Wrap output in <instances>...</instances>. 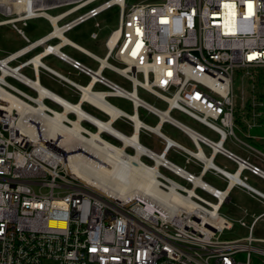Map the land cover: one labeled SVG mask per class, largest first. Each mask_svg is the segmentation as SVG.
I'll use <instances>...</instances> for the list:
<instances>
[{"label": "built area", "instance_id": "obj_1", "mask_svg": "<svg viewBox=\"0 0 264 264\" xmlns=\"http://www.w3.org/2000/svg\"><path fill=\"white\" fill-rule=\"evenodd\" d=\"M113 7L117 8L118 22L103 41V57L67 41L65 34L71 29ZM37 19L44 20L49 30L30 41L23 29ZM7 26L24 45L0 58L2 90L36 106L38 92L27 81L37 82L39 73L72 84L42 62L54 56L90 80L94 71H99L94 85L105 91L119 89L137 95L140 89L162 101L164 109L138 95L136 99L105 97L122 98L133 110H143L157 125L161 123L160 130L165 124L179 130L193 151L180 144L168 145L165 138L155 135L162 151L144 147L151 154L147 158L153 163L152 156L160 154L163 164L159 171L167 170L189 187L160 171L156 197L147 200L137 195L127 202L102 194L69 174L62 163L64 154L54 140L43 137L38 119H22L17 108L0 99V264H250L251 253L264 257V248L254 245L264 244V239L252 237L254 223L264 212L251 215L249 224L237 221L247 228L246 236L222 240L224 232L233 229L232 222L220 215V208H212L195 193L198 189L219 202L216 193L195 185L211 172L225 181L224 189H217V193L230 186L221 204L230 190L241 188L264 206V193L252 188L242 175L248 171L264 180V173L250 163L256 160L264 164V0H164L128 7L125 0H0V27ZM93 27L98 29L99 23ZM90 39L97 40L98 34L92 32ZM68 46L95 61L97 68L93 70L63 53ZM110 60L122 67L111 65ZM24 68L32 72L33 79L22 74ZM105 69L128 81L130 91L105 78ZM237 75L250 87L238 98L239 113L235 112L237 96L232 87ZM9 78L35 97L14 87ZM44 100L56 104L48 97L42 103ZM175 112L209 129L215 138L189 127L173 115ZM44 113L53 115L50 107ZM116 119L134 128L135 122L127 117ZM243 127L247 141L235 133ZM253 129L263 134L248 132ZM139 131L146 132L143 127ZM228 138L246 153L244 157L224 147ZM198 145L210 159L207 168L198 156ZM205 150H209L208 156ZM169 151L180 154L185 165H194L198 171H188L168 160ZM217 155L235 164V169L214 164ZM240 164L244 166L239 170ZM233 175L242 184L229 185ZM172 185L196 207L186 210L181 204L160 199ZM242 252L246 259L240 261L237 256Z\"/></svg>", "mask_w": 264, "mask_h": 264}, {"label": "bare ground", "instance_id": "obj_2", "mask_svg": "<svg viewBox=\"0 0 264 264\" xmlns=\"http://www.w3.org/2000/svg\"><path fill=\"white\" fill-rule=\"evenodd\" d=\"M36 66L39 64L37 59L33 60ZM99 71H94L91 75L92 80L85 87H78L81 91L79 102H68L57 94H53L43 87L38 82L27 81L29 85L35 88L38 92V97L34 98L36 106L22 101L17 96L10 92H6L0 88V99L5 102H10L11 106L17 108L24 118H37L41 124V131L46 140H54L57 143L56 147L64 154L62 163L67 168L68 173L74 175L81 182L85 183L92 189L105 194L107 196L119 197L127 202L135 200L137 195L143 196L147 200H152L156 197L160 186L158 178L161 177L159 167L162 166L160 154L158 157L152 156L153 163L145 164L142 162L143 157L151 155L144 149L140 143L139 128L150 132L160 138H165L168 145L177 144L175 141L161 133V123L156 126L144 124L137 115V109L131 115L125 113L117 106H112L106 96H125L131 99H136L138 96L135 92L127 95L124 91L115 89V91H93L92 85L98 78ZM48 97L51 101L59 104L61 111H54L52 116L44 113L45 109H49L42 99ZM87 102L91 106L103 111L108 115L109 119L99 120L94 118L86 110L80 107L81 103ZM136 106V105H135ZM72 114L73 118L68 117ZM166 114V113H165ZM119 116H125L129 121H134V128L130 135H124L117 129L113 128V120ZM64 121L68 122L65 124ZM89 122L95 128V131H90L83 126L84 122ZM106 133L118 140L120 145H113L108 142L101 133ZM192 137L195 136L188 132ZM179 144V143H178ZM177 144V145H178ZM129 148L133 151L129 154L125 149ZM200 149L198 156L205 161L206 168L211 164L209 157L203 155V150ZM240 164V168H243ZM239 172V171H238ZM264 175V174H262ZM229 185L237 183L242 184V181L237 178V175L229 176ZM195 185L203 186L208 192L216 193L219 196V202H209L212 208H220L223 198L225 197L230 186L225 188L224 193H217V189L205 182L197 179ZM174 185L169 186L167 194H164L160 199H165L171 204H181L186 210H192L196 207V203L187 197H183L174 191ZM192 194L191 190H188Z\"/></svg>", "mask_w": 264, "mask_h": 264}, {"label": "rangeland", "instance_id": "obj_3", "mask_svg": "<svg viewBox=\"0 0 264 264\" xmlns=\"http://www.w3.org/2000/svg\"><path fill=\"white\" fill-rule=\"evenodd\" d=\"M126 1V6L128 7L129 5H135V4H143V3H159L164 0H125ZM97 22L99 23L98 29L94 28L93 25L94 23ZM117 22H118V15H117V8L113 7L109 10L104 11L103 13L99 14L98 18L95 20L87 21L83 23L82 25L71 29L67 34H65V38L70 40L72 43H74L77 46H80L81 48H84L85 50L89 51L90 53L94 54L97 57H103V55L106 52L105 46L103 45V41L105 38L110 34L111 31H113L114 28L117 27ZM49 30V27L47 23L42 20V19H37L36 21H30L27 26L23 29V32H25L26 37L30 40L33 41L37 39L38 37L44 35L47 33ZM92 32H95L98 34V39L97 40H92L90 39V34ZM24 45V41L21 40L19 37L16 36V34L12 33L9 30V27H0V58L6 56L8 53L14 52L16 50H19L22 46ZM63 53L70 55L83 65L89 66L91 69L95 70L97 68V63L94 61L89 60L87 57L83 56L79 52L73 50L72 48L68 47L62 50ZM43 62L52 68L53 70L55 69L61 74H71L72 78L80 82L84 86L86 84L88 78L84 76L83 77H76L73 76V71L70 67L65 65L64 63H60L59 61H56L54 57H48L43 59ZM109 63L113 66H116L118 68H121L122 65L113 62L112 60L109 61ZM16 63L11 62L10 65H15ZM22 74L25 76L29 77L30 79H33L32 72L28 68H24L22 71ZM102 75H104L105 78L110 80L113 83L118 84L121 88L130 91V84L128 81H126L124 78H122L120 75H117L116 73L114 74L108 69L103 70ZM41 76V85H43L45 88H47L51 92L57 93L60 97L63 99L67 100L68 102L74 103L77 100L78 95L73 92L69 87H64L62 85H59L58 82L56 81V78L54 77H49L46 75L44 72L40 73ZM138 79L141 80L142 77L141 75H138ZM10 84H12L14 87L22 91L23 93H28L32 97H35V93H33L31 90H29L27 87H23L16 81L12 79H8ZM247 80L241 81L240 77L235 76L233 78V83L232 87L234 89V93L237 96V99L235 102V112L239 113L240 112V101H238L239 96L242 94H247L250 90L249 85L246 83ZM102 86H96L94 88L95 91H100L102 90ZM260 89V88H258ZM137 95L143 99L145 102H149L150 104H153L157 106L159 109H164L165 104L161 101H158L156 98H154L152 95H150L147 92H144L143 90L138 89ZM107 101L112 105V106H117L121 110H123L125 113L131 115L132 113V105H130L126 100L122 98H107ZM44 104L47 107H50L52 110L56 111H61V107H59L56 104H52L48 100H44ZM84 108V111L86 110L88 113H91L94 115V117H97L100 120H106L107 116L102 114L101 112L95 111L92 107H89L87 105L82 106ZM138 118L145 123L146 125L149 126H154L157 123V120H155L151 116H144V111L139 110L138 111ZM174 116H179L177 117L178 119H181L186 125H188L191 128H194L201 134H204L206 136H210L212 138H215V134H213L209 129H206L202 125L198 124L196 121L193 119H188L187 117L179 114L178 112L173 113ZM69 119L73 118V115L70 114L68 116ZM89 123V122H88ZM86 121L83 123L84 128L90 130V131H95L93 127H91ZM114 129H117L119 132H121L124 135H130L131 134V127L126 124V122L123 119H118L116 120V123L113 125ZM245 128L243 127V130H238L235 131L237 135L242 138L244 141H247L245 139L244 133ZM251 134H257V135H262L263 132L259 129H253L248 131ZM161 133H164L165 135L169 136L171 139H173L175 142L183 145L187 149H190L193 151V146L187 139V137L182 134L179 130H175L169 125L165 124L162 126ZM102 137H104L108 142H110L113 145H120L118 140L113 139L112 137L106 135L105 133L101 134ZM140 143L144 147H148L155 152L159 153L162 148V144L160 143L159 139L149 133V132H140ZM224 147L233 153H235L237 156L244 157L246 153L242 151L240 148H236L231 140L228 138L225 143ZM129 154H132L133 151L129 148L125 149ZM205 154L208 156L209 150H205ZM167 159L173 162L176 165H180L183 168L187 169L188 171L194 172V170L197 172L199 168H196L194 165H184V158L180 155L177 154L174 151H170ZM143 162H145L147 165L152 164L151 160L149 158L143 157L141 159ZM214 164H216L220 168H224V166L227 167L228 170L233 171L235 169V165L232 164L230 161H228L226 158H223L220 155H217L216 158L214 159ZM264 170V166L262 167ZM161 173H164L167 177L170 179L174 180L178 184L185 185L186 187H189L188 184H186L183 180H181L179 177L173 176L170 172H168L165 169L160 170ZM244 175L247 176V183L252 187L256 188L259 191L264 193V181L257 177L253 176L251 174H247L244 172ZM205 183L208 185H211L212 187L222 190L224 189L225 186V181H222L219 179L217 176L213 175L211 172L206 173V175L203 177ZM44 191H48V189H43ZM195 193L202 198H204L207 201L215 202V200L208 196L205 195L203 192L200 190H196ZM230 198L237 202L238 204H242L245 206H240V207H232V204H224L222 208H220L219 213L223 218L228 219L229 221L232 222L233 229L228 230L224 232V234L221 236L222 240L226 239H240L241 237H244L247 235V228L241 226L237 223V221L243 220L245 223L249 224L252 221L251 215H258L260 213L264 212V206L260 205L257 201H252L248 195L244 194V191L241 188H234L233 190L230 191ZM253 231H252V237L253 238H258V239H264V217L261 219H258L254 223ZM255 246H259L264 248L263 243H257L254 244ZM251 260L250 264H264V257L259 254H253L251 253ZM238 260L242 261L246 259V255L244 252L242 254H239L237 256Z\"/></svg>", "mask_w": 264, "mask_h": 264}, {"label": "crops", "instance_id": "obj_4", "mask_svg": "<svg viewBox=\"0 0 264 264\" xmlns=\"http://www.w3.org/2000/svg\"><path fill=\"white\" fill-rule=\"evenodd\" d=\"M18 37V36H17ZM69 40V39H68ZM67 40V41H68ZM70 41V40H69ZM71 42V41H70ZM72 43V42H71ZM74 44V43H73ZM75 45V44H74ZM77 46V45H76ZM69 47V46H68ZM68 47H66V48H68ZM71 48V47H70ZM73 49V48H72ZM74 50V49H73ZM38 51H39V49L38 50H35L34 52H32L30 55H33V54H36V53H38ZM89 52V51H88ZM83 56H85V57H87L86 55H83ZM49 57H51V56H49ZM54 57V56H53ZM52 57V58H53ZM45 58H48V57H45ZM44 58V59H45ZM73 58V57H72ZM88 58V57H87ZM54 59L56 60V61H59L57 58H55L54 57ZM74 59V58H73ZM89 59V58H88ZM75 61H77L76 59H74ZM89 60H91V59H89ZM92 61V60H91ZM42 62H43V59H42ZM60 63H63V62H61V61H59ZM79 62V61H78ZM95 62V61H94ZM44 63V62H43ZM96 63V62H95ZM45 64V63H44ZM65 65H67L68 67H70L71 69H72V71H73V76H76V77H83L84 78V76L85 75H83V74H81L77 69H74L71 65H68V64H66V63H64ZM46 65V64H45ZM47 66V65H46ZM51 71H55V72H57L59 75H61L62 77H64L68 82H71L72 84H70V83H67V82H63L62 80H57V78H56V81L58 82V84L59 85H62V86H64V87H69L70 86V88H71V90L73 91V92H75L77 95H78V97H77V100L75 101V102H79V99H80V93L77 91V89H76V87L78 86V87H85V86H87L89 83H90V78L88 77V76H85V77H87L88 78V80H87V82H86V84H84V86L82 85V84H80V82H78L77 80H75V79H73L72 78V76H71V74L69 73V74H61V73H59L58 71H56L55 69L53 70L52 68H50L49 66H47ZM46 75H48L49 77H52L51 75H49V74H46ZM38 78H37V82L38 83H40V81H41V76H40V73L38 74V76H37ZM54 78V77H53ZM41 84V83H40ZM43 86V85H42ZM96 86H99V85H92V87H91V90H93V91H95L94 90V88L96 87ZM44 87V86H43ZM100 87V86H99ZM47 89V88H46ZM48 90V89H47ZM49 91V90H48ZM100 91H105L104 90V88L102 89V90H100ZM51 92V91H50ZM53 94L55 93V92H52ZM57 94V93H56ZM74 102V103H75ZM83 105H87V106H89V107H92L95 111H97V112H101L102 114H104V115H106L103 111H101V110H99V109H97L95 106H91L90 104H88L87 102H85V103H81L80 104V107H82ZM83 108V107H82ZM83 110H84V108H83ZM134 112V110H133V108H132V113ZM138 110H137V115H138ZM91 114V113H90ZM92 115V114H91ZM93 117H94V115H92ZM107 116V115H106ZM144 116H150L148 113H144ZM152 117V116H151ZM94 118H96V119H98L97 117H94ZM107 119H109V117L107 116ZM106 119V120H107ZM100 120V119H99ZM116 120H118V119H116ZM116 120L115 121H113V124L114 123H116ZM88 123V122H87ZM91 127H93L92 126V124H90V123H88ZM145 124V123H144ZM157 125V123L154 125V126H156ZM128 126H130V125H128ZM131 127V126H130ZM132 127H131V133H132ZM140 132H142V131H139V134H140ZM106 134V133H105ZM164 134V133H163ZM107 135V134H106ZM165 135V134H164ZM109 136V135H108ZM167 136V135H166ZM110 137H112V136H110ZM157 137V136H156ZM168 138H170L169 136H167ZM113 138V137H112ZM114 139V138H113ZM171 139V138H170ZM171 140H173V139H171ZM160 141V140H159ZM174 141V140H173ZM190 142V141H189ZM160 143H161V141H160ZM177 143V142H176ZM191 143V142H190ZM162 144V143H161ZM178 144V143H177ZM181 145V144H180ZM183 146V145H182ZM184 147V146H183ZM186 148V147H185ZM162 149V148H161ZM187 149V148H186ZM188 150H190V149H188ZM162 151V150H161ZM170 152V151H169ZM169 154V153H168ZM216 158V156L214 157V159ZM225 158V157H224ZM213 159V160H214ZM228 160V159H227ZM229 161V160H228ZM232 163V162H231ZM250 163H252L253 165L255 164L256 166H258V168L260 169V171H262L263 173H264V170L262 169V167L264 166V164L263 163H259L258 161H256V160H250ZM233 164V163H232ZM185 165V164H184ZM235 165V164H234ZM187 166H189V165H187ZM192 172V171H191ZM244 172H246L247 174H251L250 172H248V171H244ZM244 172H242V175H244ZM252 175V174H251ZM245 176V175H244ZM253 176H257V175H253ZM246 178H247V176H245ZM257 177H259V176H257ZM260 178V177H259ZM262 179V178H261ZM263 180V179H262ZM264 181V180H263ZM256 189V188H255ZM233 190V189H232ZM256 190H258V189H256ZM231 191V190H230ZM230 191L228 192V194H229V196H228V199L225 201V203L224 204H232V207H240V206H245V205H242V204H238L237 202H235V201H233L231 198H230ZM244 191V190H243ZM259 191V190H258ZM244 194H246V195H248V197L252 200V201H257L260 205H263L261 202H259L256 198L254 199V198H252L249 194H247L245 191H244ZM224 204L223 205H221L220 206V208H222L223 206H224ZM240 220V219H239Z\"/></svg>", "mask_w": 264, "mask_h": 264}]
</instances>
